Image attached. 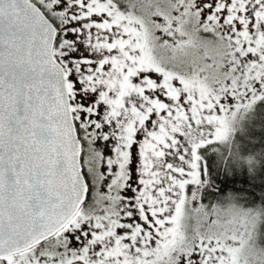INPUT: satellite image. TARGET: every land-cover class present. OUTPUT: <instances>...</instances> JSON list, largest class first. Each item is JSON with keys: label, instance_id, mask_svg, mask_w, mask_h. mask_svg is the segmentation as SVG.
Segmentation results:
<instances>
[{"label": "snow or ice", "instance_id": "obj_1", "mask_svg": "<svg viewBox=\"0 0 264 264\" xmlns=\"http://www.w3.org/2000/svg\"><path fill=\"white\" fill-rule=\"evenodd\" d=\"M0 264H264V0H0Z\"/></svg>", "mask_w": 264, "mask_h": 264}, {"label": "trees", "instance_id": "obj_2", "mask_svg": "<svg viewBox=\"0 0 264 264\" xmlns=\"http://www.w3.org/2000/svg\"><path fill=\"white\" fill-rule=\"evenodd\" d=\"M237 188H240V187H242V186H245V185H241L240 183H237L236 185H235ZM259 194V192H258V190H257V195Z\"/></svg>", "mask_w": 264, "mask_h": 264}]
</instances>
